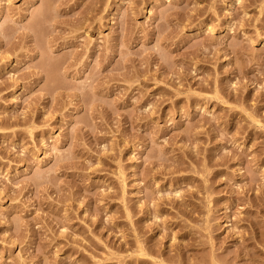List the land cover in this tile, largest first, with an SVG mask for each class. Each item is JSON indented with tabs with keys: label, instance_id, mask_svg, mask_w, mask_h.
Wrapping results in <instances>:
<instances>
[{
	"label": "rangeland",
	"instance_id": "374dc122",
	"mask_svg": "<svg viewBox=\"0 0 264 264\" xmlns=\"http://www.w3.org/2000/svg\"><path fill=\"white\" fill-rule=\"evenodd\" d=\"M0 264H264V0H0Z\"/></svg>",
	"mask_w": 264,
	"mask_h": 264
}]
</instances>
